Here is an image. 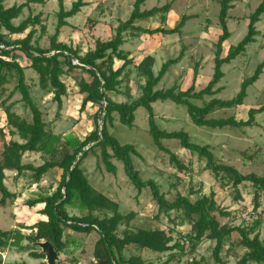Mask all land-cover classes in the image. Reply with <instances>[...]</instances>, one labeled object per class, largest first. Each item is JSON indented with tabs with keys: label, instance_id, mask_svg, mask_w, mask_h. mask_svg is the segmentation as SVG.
<instances>
[{
	"label": "rangeland",
	"instance_id": "obj_1",
	"mask_svg": "<svg viewBox=\"0 0 264 264\" xmlns=\"http://www.w3.org/2000/svg\"><path fill=\"white\" fill-rule=\"evenodd\" d=\"M61 0H45L42 5H31L24 9V16L17 21L19 24L29 15L41 16V24L35 27L33 46L49 49L52 37L56 34L58 26V13ZM66 10H71L73 3L78 0H62ZM9 7L21 4L20 0H4ZM87 3L81 12L68 20V25L62 28L59 43L79 50L81 56L94 49L96 40L108 41L115 36L116 28L120 21H126L132 11L136 0H84ZM221 0H145L142 11L168 6L169 9L152 17L140 20L137 26L146 29L175 28L184 16L193 17L183 27L182 35L148 36L128 32L121 49L131 60L121 77L122 84L118 87V94H109L117 103L129 102L126 93L132 101L143 96L147 75H157L161 67L169 60L177 58L184 52L182 61L171 67L156 90L166 91L174 89L176 93L186 92L193 85L197 91L204 89L212 80L215 67L216 44L221 35L219 25ZM264 0H237L230 4L228 26L231 38L223 46L225 57L231 47L237 46L247 35L250 16ZM45 28V32L42 30ZM259 35L256 42L247 47L246 53L223 67L224 78L216 87L214 96H206L203 101H193L199 107L211 102L213 99L230 101L241 91L242 83L254 75L257 67L264 62V21L257 25ZM23 36H9L11 42L23 39ZM18 61L26 68L28 84L31 94L44 115L47 130L62 136L74 134L84 140L95 129L94 117L98 107L89 104L81 111L84 95L79 94L78 82L88 76L83 71L73 75H64L62 81L68 85V95L63 99L62 109L59 113L58 104L52 102L53 95L41 90L37 75L29 68V61L20 53L15 54ZM77 65V61H74ZM123 62L115 60L114 68L119 69ZM197 68V76L195 69ZM106 75L109 77L110 72ZM14 84L7 86L8 98ZM20 94L9 101L14 103L13 112L25 116V109L21 103ZM264 105V72L260 79L247 91V97L240 108L232 110H217L209 116L211 119L234 118L237 121H246L248 111ZM157 127L165 132H185L191 142L200 146H208L218 162L235 167L242 174H254L258 177L264 174V113L256 116V125L250 128L211 129L196 126L186 107L177 106L171 101L157 102L153 105ZM59 115V116H58ZM101 125V122L99 123ZM0 128L6 129V115L0 105ZM110 132L121 145H134L140 154L135 157L136 169L144 181L154 180L160 186L169 202H174L178 197L189 198L197 202L203 197L214 195L220 212L215 217L221 227L226 228H256L251 235H259L264 240V190L256 196V190L251 183H244L234 187L231 179L222 174H215L206 169V161L196 154L182 150L177 140H164L163 145L168 149L160 150L153 142L149 133L148 114L140 108L136 112L134 128L129 129L120 124L118 117L112 124H108ZM0 136V157L3 151ZM10 137H7V141ZM15 140H19L16 138ZM171 154L186 165L187 169L181 170L171 162ZM25 163L37 166L42 164V159L37 154L24 156ZM117 173L107 171L100 152L90 154L83 163L90 183L97 190L105 194L120 206V213L129 218L128 225L120 226L117 236L123 237L127 229L137 230H164L172 236L171 246H176L175 251L157 253L151 250L130 247L125 252V257L140 258L143 264H238L247 250L240 244L241 236L234 232L224 244L219 254V260L214 257L216 242L204 239L192 249L194 242L188 233L190 225L181 226L182 212L162 214L159 220L158 206L149 189L137 191L124 172V166L118 160H113ZM5 184L10 192L9 197H4L0 192V230L20 231L25 235L32 233L39 221L46 220L40 211L44 206L30 208L27 202L38 198L39 195H51L59 185L60 173L50 172L41 183L34 182L33 173L28 171L22 176H17L14 171L6 172ZM71 216L82 217L77 210L69 209ZM103 217L102 214L98 215ZM131 218V219H130ZM187 243L182 245L184 238ZM65 240L69 246L66 253L60 255L59 264H93L95 263V246L99 240L96 232L91 234L76 233L70 229L65 231ZM38 251V250H37ZM40 251V250H39ZM35 252V251H34ZM33 252H21L9 248L5 253H0L4 264H46L45 259L35 258ZM258 264V263H250Z\"/></svg>",
	"mask_w": 264,
	"mask_h": 264
},
{
	"label": "trees",
	"instance_id": "obj_2",
	"mask_svg": "<svg viewBox=\"0 0 264 264\" xmlns=\"http://www.w3.org/2000/svg\"><path fill=\"white\" fill-rule=\"evenodd\" d=\"M20 1L21 4L9 7L4 0H0V105L6 115V129L9 132L7 135V132L0 128V136L3 137V139L1 138L3 151L0 157V192L4 197L11 195L5 184L7 171L16 172L17 176L31 171L34 182L37 184L41 183L50 172L56 171L60 173V181L58 188L51 195H39L38 198L27 202V206L30 208L43 205L44 208L40 214L46 219L30 228L31 234L25 235L20 231L0 230V253H5L11 247L21 252H33L32 255L35 258L45 259L39 249L32 245L46 241L50 242L61 255L66 253L69 246L68 241L65 240L67 229L81 234L96 232L99 235L94 253L96 262L93 264H143L140 258L127 259L125 257V252L133 246L157 253L175 251L176 246H171L172 236L164 230L133 231L127 229L122 238L117 236L119 227L124 224L127 226L129 218H125L120 213L118 203L92 186L82 168L88 156L96 154L98 151L100 159L109 173H117V167L113 164V160H118L123 164L126 176L137 191L142 192L144 189L151 191L159 210L157 221L162 214H169L173 211L182 212L183 217L180 225H190L191 230L188 235L194 242L192 249L204 239L213 240L216 242L214 257L219 260V254L225 242L234 232H237L241 236L240 244L247 250L238 264H264V240L261 241L259 235L251 238L256 228L247 230L221 227L214 215L220 212V209L214 201L213 194L210 197H203L197 202H192L183 196L178 197L174 202H169L157 182L154 180L144 181L141 178L134 162L135 157H140L136 147L129 144L121 145L108 128V124H112L117 116L121 125L133 129L136 112L143 108L148 114L149 133L154 144L160 150L169 152L162 141L177 140L180 142L182 150L204 159L207 170L229 177L234 187L251 183L258 197L260 191L264 190V174L261 177L254 174H242L235 167L218 162L208 146L193 144L187 133H168L160 130L156 124L153 105L157 102L171 101L177 106H184L192 122L198 127L226 129L255 126L256 116L264 113V105L250 109L246 121H237L234 118L211 119L209 116L217 110H232L242 107L249 87L253 86L264 72V62L257 67L252 77L242 83L241 91L234 99L230 101L213 99L203 107L197 106L193 101H203L206 96H214L217 93L216 87L224 78L223 67L243 56L247 47L256 42V37L259 35L257 25L264 21V2L250 16L246 37L237 46L231 47L224 57L223 46L232 36L228 26L230 4L237 0H221L218 18L221 35L216 44L214 75L204 89L197 91L193 85L186 92L176 93L174 89L156 90L169 69L179 64L184 58L182 51L177 58L167 61L157 75L153 73L147 75L148 80L141 98L132 101L130 94L126 93L129 102L117 103L110 98L109 94L119 93L118 87L123 80L121 77L125 69L132 63L121 49L125 42V35L128 32L148 36L182 35L183 27L193 17L184 16L180 23L172 29H144L137 26L136 23L169 8L164 6L142 11L141 7L145 0H136L130 17L126 21L119 22L115 36L108 41L96 40L94 49L81 56L79 50L59 43L58 38L62 28L68 25L67 21L77 16L86 7L87 4L84 0L73 3L71 10H66L63 1H60L58 26L49 49L35 47L32 44L33 31L37 25L41 24L40 15H29L17 24V21L24 16V9L31 5H42L45 0ZM42 30L45 32L43 26ZM7 34L9 36L25 35V38L11 42L7 39ZM16 53H20L29 61V68L37 75L41 90L53 95L52 102L58 104V114L62 109L63 99L68 95V85L62 81V77L64 75L71 76L77 71L87 74L88 79L83 78L77 84L79 94L85 96L81 111L92 104L98 107V112L94 117L95 129L84 140L74 134L62 136L47 130L43 112L32 97L26 68L18 61ZM75 60L78 62L77 65L74 64ZM115 60L123 62L119 69L114 68ZM107 71L110 72L109 77L106 75ZM195 75L197 76V68ZM9 84H14V89L5 99ZM17 93L21 96L20 101L25 109V116L13 112L14 103L8 105ZM7 137H10L9 141H7ZM15 138H19V140L17 141ZM89 146H91L90 149L86 151ZM27 154L39 155L42 164L35 166L32 163H25L24 156ZM171 162L181 170L187 169L186 165L180 162L174 154H171ZM69 209L87 214L82 217L71 216L68 212ZM99 214H102L103 217H99ZM184 244V240H182L183 247ZM0 264H4L2 259H0Z\"/></svg>",
	"mask_w": 264,
	"mask_h": 264
},
{
	"label": "water",
	"instance_id": "obj_3",
	"mask_svg": "<svg viewBox=\"0 0 264 264\" xmlns=\"http://www.w3.org/2000/svg\"><path fill=\"white\" fill-rule=\"evenodd\" d=\"M91 146L86 148V151L90 149ZM34 248H38L40 253L45 257L46 264H59L61 261L59 253L55 250L50 242L41 241L33 243Z\"/></svg>",
	"mask_w": 264,
	"mask_h": 264
},
{
	"label": "built area",
	"instance_id": "obj_4",
	"mask_svg": "<svg viewBox=\"0 0 264 264\" xmlns=\"http://www.w3.org/2000/svg\"><path fill=\"white\" fill-rule=\"evenodd\" d=\"M183 240H184L185 243H187V246H188V239L187 238H184Z\"/></svg>",
	"mask_w": 264,
	"mask_h": 264
},
{
	"label": "crops",
	"instance_id": "obj_5",
	"mask_svg": "<svg viewBox=\"0 0 264 264\" xmlns=\"http://www.w3.org/2000/svg\"><path fill=\"white\" fill-rule=\"evenodd\" d=\"M86 3V2H85ZM87 4V3H86ZM68 22V21H67ZM144 29H146V28H144ZM16 139V138H15Z\"/></svg>",
	"mask_w": 264,
	"mask_h": 264
}]
</instances>
